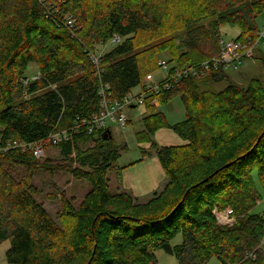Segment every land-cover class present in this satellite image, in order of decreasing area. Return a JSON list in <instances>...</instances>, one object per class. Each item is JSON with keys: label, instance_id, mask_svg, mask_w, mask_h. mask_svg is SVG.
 <instances>
[{"label": "trees", "instance_id": "obj_1", "mask_svg": "<svg viewBox=\"0 0 264 264\" xmlns=\"http://www.w3.org/2000/svg\"><path fill=\"white\" fill-rule=\"evenodd\" d=\"M54 1L60 12L46 11L38 0H0V245L11 241L7 262L158 264L162 250L179 264H264V213L254 212L264 193V78L247 87L230 83L221 92L207 87L230 82L223 70L172 83L155 98L164 106L180 97L185 120L175 125L147 104L136 139L150 145L141 149L143 157L158 158L167 184L146 202L111 190L108 174L127 147L82 123L101 111L102 87L123 99L157 70L159 55L172 56V74L199 71L220 53L223 28L238 29V41L254 39L264 0ZM63 15L74 18L75 29L64 25ZM177 32L186 35L182 49L168 41L154 46ZM116 36L123 41L101 54L99 72L91 56ZM32 64L41 78L29 82ZM161 129L186 145L159 146L154 136ZM64 133L67 139L55 146L64 165L8 149ZM21 167L28 176L18 179ZM57 170L91 185L79 207L62 196L61 225L31 185L35 172ZM228 208L236 217L232 227L214 214ZM178 237L182 242L172 246Z\"/></svg>", "mask_w": 264, "mask_h": 264}, {"label": "rangeland", "instance_id": "obj_2", "mask_svg": "<svg viewBox=\"0 0 264 264\" xmlns=\"http://www.w3.org/2000/svg\"><path fill=\"white\" fill-rule=\"evenodd\" d=\"M258 23L261 29L264 28V15L258 19ZM260 29V30H261ZM240 35V32L236 28L225 27L222 29L223 38L228 41L236 42L237 44L245 43L236 40ZM186 35L184 32L173 33L165 36L162 39L154 40L155 45H164L163 42H170L171 45H174L175 48L182 49L183 41L185 40ZM114 48V44H109L108 46H100L97 50V54H105L109 50ZM151 48L150 45L146 47ZM181 53V52H180ZM262 58H264V49L261 47L255 48L253 57H241L239 61H242V64L235 68L231 66L228 70L224 71L228 74L230 82H220V83H210L208 84L209 89H213L217 92L224 91L230 83L238 84L242 87H247L250 80L263 79L264 78V69L262 65ZM172 60V56L169 53L159 55L157 57L156 71L149 74L152 76L153 80L157 82L164 81L166 74L160 70L159 63L161 60ZM38 73V68L36 65L32 64L29 66L27 71V76L32 77ZM135 92H139V89H135ZM26 97V93L24 94ZM157 112L163 113L167 118L169 124L175 125L181 123L185 120V108L180 100V97H176L170 101L167 105L158 106L154 108ZM129 110H127L128 112ZM130 123L121 124H109V128L112 132L113 139L115 143L119 146H126L127 150L121 152V157L115 167L109 172L108 179L111 180V190L114 192L123 193L121 188L122 184L119 181H116L117 171L124 169L129 165L138 164L141 162H147V158L143 157L141 151V145L136 139V133L139 130V127L142 125V119L147 116L146 107L140 106L133 111L128 112ZM170 131V130H167ZM157 141V140H156ZM158 142V141H157ZM159 143V142H158ZM160 144V143H159ZM46 153V158L40 160L41 163H49L53 167L64 165L65 161L61 154L59 148L51 147L48 148ZM145 160V161H144ZM140 165V164H139ZM138 166V165H137ZM135 168V167H133ZM17 169V168H16ZM15 169V170H16ZM15 174V177L18 179L28 176V171L26 168L21 167ZM162 181V180H161ZM255 181H258L257 175H255ZM116 182V183H115ZM122 183V181H121ZM31 185L34 186L37 190L35 198L38 203L41 204L44 209L53 217L56 223L61 225V217L63 212V206L61 198L66 196L67 200L72 203L75 207H79L87 193L91 190V185L84 181H78L74 179L71 175L63 173L62 171H56L54 173H47L45 171L35 172ZM262 201L258 200L256 209L254 212L264 213V193L261 191ZM140 202L142 198L136 197ZM219 213V212H218ZM223 215L229 216L233 223L229 225L232 227L236 224V217L232 214V210L228 208L227 210L220 212ZM182 242V238L178 237L172 246H177ZM11 247V241H6L0 245V264H9L6 259L7 251ZM158 264H179L177 259L173 256L168 255L162 250L156 252ZM208 264H221L216 259L211 260Z\"/></svg>", "mask_w": 264, "mask_h": 264}, {"label": "built area", "instance_id": "obj_3", "mask_svg": "<svg viewBox=\"0 0 264 264\" xmlns=\"http://www.w3.org/2000/svg\"><path fill=\"white\" fill-rule=\"evenodd\" d=\"M39 3L44 7L46 11L56 10L60 12L57 8V3L54 0H38ZM60 4L64 5L66 0H58ZM55 4H54V3ZM62 20L64 25L70 30L75 29V21L71 15H63ZM122 39L120 37H115L109 44H121ZM264 47V28L259 31L254 39L249 38L245 43L237 44L233 41H228L225 38H220L219 47L220 53L211 58L209 61L202 63L199 71L198 68L186 67L184 69H179L174 71V67L168 63L166 60H161L159 63V68L166 74L164 81L157 82L153 80L151 75H148L145 79V85H142L139 92H134L133 90L129 92L123 99H117L108 92V86L102 87L100 89V109L98 114L92 115L89 119L84 120L82 123L89 127V130L93 133L95 131H104L109 127V124H121L129 122L128 112L133 111L136 108L143 106L146 107L147 104L150 106H159L158 99L155 98L156 95L161 94L165 90H169L172 83H178L182 78L187 76H198L205 75L208 73H217L220 71H226L231 66L235 68L242 64L239 61L241 57H253L255 48ZM101 54H92V59L94 65L99 69L100 72V59ZM41 78V74L38 72L36 75L30 77L29 82L38 81ZM28 83V82H26ZM127 110H129L127 112ZM67 139V134H57L51 136L48 140L38 142L35 144L26 143H9L8 149L10 148H21L26 151L29 150L37 160H43L46 158V151L48 148L55 147L58 143ZM214 214L222 226L232 225L233 220L222 213H218L217 210ZM222 217L226 219L223 220Z\"/></svg>", "mask_w": 264, "mask_h": 264}, {"label": "crops", "instance_id": "obj_4", "mask_svg": "<svg viewBox=\"0 0 264 264\" xmlns=\"http://www.w3.org/2000/svg\"><path fill=\"white\" fill-rule=\"evenodd\" d=\"M147 82L148 81H144L143 85H145ZM140 88L141 87H137L135 89L140 90ZM135 89H133L134 92ZM130 122L131 120L128 123ZM142 128L143 124L139 127L138 131L142 130ZM167 130L170 129H161L156 132L154 140L159 146L176 147L186 145V142L178 137L172 130ZM149 147V144L141 145V149L144 150H147ZM145 158H147V162H141L138 164L136 163L124 168L122 171L121 180H118L119 183L122 184L121 188L123 192H129L135 198H142V202H146L148 199H150L155 192H160L163 190L167 184L166 175L158 158L154 156L151 158Z\"/></svg>", "mask_w": 264, "mask_h": 264}, {"label": "water", "instance_id": "obj_5", "mask_svg": "<svg viewBox=\"0 0 264 264\" xmlns=\"http://www.w3.org/2000/svg\"><path fill=\"white\" fill-rule=\"evenodd\" d=\"M103 137H104V140L112 139L113 136H112L111 130H110V129H107V130L104 132Z\"/></svg>", "mask_w": 264, "mask_h": 264}, {"label": "clouds", "instance_id": "obj_6", "mask_svg": "<svg viewBox=\"0 0 264 264\" xmlns=\"http://www.w3.org/2000/svg\"><path fill=\"white\" fill-rule=\"evenodd\" d=\"M264 49V47H262ZM160 106V105H159ZM130 121V120H129ZM107 129H110L109 127ZM107 129H105L104 131H106ZM112 133V132H111ZM113 136V135H112Z\"/></svg>", "mask_w": 264, "mask_h": 264}, {"label": "bare ground", "instance_id": "obj_7", "mask_svg": "<svg viewBox=\"0 0 264 264\" xmlns=\"http://www.w3.org/2000/svg\"><path fill=\"white\" fill-rule=\"evenodd\" d=\"M223 220H225L226 218L225 217H222Z\"/></svg>", "mask_w": 264, "mask_h": 264}]
</instances>
